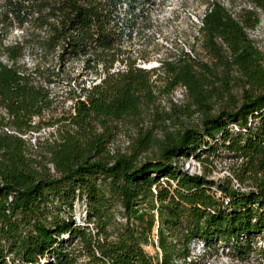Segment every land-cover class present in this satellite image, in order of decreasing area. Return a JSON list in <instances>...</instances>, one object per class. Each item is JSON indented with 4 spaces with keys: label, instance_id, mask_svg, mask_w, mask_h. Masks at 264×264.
Masks as SVG:
<instances>
[{
    "label": "trees",
    "instance_id": "trees-1",
    "mask_svg": "<svg viewBox=\"0 0 264 264\" xmlns=\"http://www.w3.org/2000/svg\"><path fill=\"white\" fill-rule=\"evenodd\" d=\"M229 1L209 3L191 52L148 70L124 50L141 0H0L9 61L0 60V264H198L195 241L206 253L224 242L238 254L264 242V53L250 38L264 0L240 9ZM14 26L23 34L7 45ZM27 49L40 51L31 68L21 62ZM117 62L124 68L113 72ZM65 63H84L100 80L70 88L68 118L35 124L57 98L51 86L75 81ZM162 79L185 88L183 116L197 123L162 136L150 128L112 153L117 124L141 117ZM45 125L54 132L38 141L32 134ZM190 157L204 166L230 159L231 175L191 174L181 163Z\"/></svg>",
    "mask_w": 264,
    "mask_h": 264
},
{
    "label": "rangeland",
    "instance_id": "rangeland-1",
    "mask_svg": "<svg viewBox=\"0 0 264 264\" xmlns=\"http://www.w3.org/2000/svg\"><path fill=\"white\" fill-rule=\"evenodd\" d=\"M218 1L229 8L232 7L229 0ZM212 2L213 0H141V5L137 11L142 16H140L139 22L133 30L132 41H127L124 44V50L128 51L134 59H137L140 67L148 70L158 69L161 66V61L175 59L174 56H178L182 50L191 52V47L196 41L195 37L199 36L201 21L208 10L209 3ZM235 5L237 9L250 8L243 0H237ZM20 33L18 27H12L7 33L5 43L11 45L18 41L16 38L18 35H22ZM32 33V31H28V35ZM250 38L255 41L257 47L264 53L263 13H260L259 26L255 30L250 31ZM39 52V50H35L33 54L30 49H27L21 62L30 68L33 67L36 62L35 56ZM197 53L203 62H212L211 57L200 48V44L197 45ZM172 55L174 56L172 57ZM54 64H57V67L59 66L57 62H54ZM64 66L66 71L67 69L72 70L76 75L75 81H73L71 87L66 79L60 80L51 86L53 96L56 94L57 98L52 108L46 112L44 120L36 118L35 124L39 122L48 124V122L51 123L68 118L72 113V107L75 102V100L70 98V88L78 89L79 83L86 82V85H89L93 81L98 83L100 80H94L89 74V69L85 70L84 63H65ZM99 68H102V65ZM236 75L233 72L231 79L236 78ZM155 84V97L147 103L142 116L137 119H127L117 124L114 142L109 147L112 153L127 152L139 136L150 128L155 131V134L162 136L163 128L173 131L177 125L181 126V123H186L187 125L197 123V115L194 114L190 119L183 116V111L188 107V98L184 87L179 86L171 90L167 86V80L164 79L157 81ZM216 84L219 83L217 82ZM233 86V93L238 95L239 86L237 84ZM63 123L65 122L57 125L61 126ZM53 132V127L45 125L41 132L33 133L32 136L39 138L38 141L40 139L43 141ZM213 161L212 165L207 164L204 166L196 157H190L181 163L184 165L185 170L191 174H199L204 171V167L208 168L211 171V178L215 180L231 175L232 160L225 159L220 161L213 159ZM235 185L244 191L251 190V188L241 187L237 182ZM65 217H67L66 214ZM75 219L79 224H82L84 220V208L79 203L76 205ZM154 241L156 242V235H154ZM256 247L255 251L248 254H238L237 250L228 248V245L224 242L216 244V248H211L212 250L207 253L204 251L203 244L195 241L192 245L198 264H264V259L261 257V251H264V242L260 240ZM144 248L152 256L158 254V249L152 244L145 245ZM259 248L262 249L260 250Z\"/></svg>",
    "mask_w": 264,
    "mask_h": 264
},
{
    "label": "built area",
    "instance_id": "built-area-1",
    "mask_svg": "<svg viewBox=\"0 0 264 264\" xmlns=\"http://www.w3.org/2000/svg\"><path fill=\"white\" fill-rule=\"evenodd\" d=\"M0 21H1V16H0ZM19 32H21L20 34H23V32L22 31H20L19 30ZM18 36H20V35H18ZM0 60L4 63V64H8V59L5 57V56H1L0 55ZM124 68V66L123 65H121V63L120 62H117L116 64H115V66H114V68L112 69V71L113 72H118L119 70H121V69H123ZM198 243H200V244H203L202 243V241H197ZM203 247H204V244H203Z\"/></svg>",
    "mask_w": 264,
    "mask_h": 264
}]
</instances>
